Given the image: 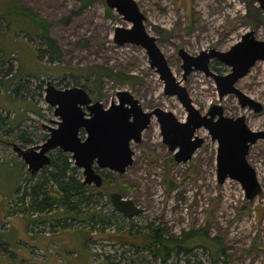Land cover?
<instances>
[{"label": "rangeland", "instance_id": "rangeland-1", "mask_svg": "<svg viewBox=\"0 0 264 264\" xmlns=\"http://www.w3.org/2000/svg\"><path fill=\"white\" fill-rule=\"evenodd\" d=\"M14 1L55 22L51 34L61 47L63 61L51 63L38 52L42 47L41 40L26 28L31 27L33 33L32 25L22 20L14 24V19L0 18V31L4 34L0 35V56L5 52L4 59L9 61L5 64L4 60L0 61V77L13 82L8 90L2 84L0 86V115L9 120L23 116L22 128L35 132L39 140L32 145H22L15 139V134H6L8 125L0 122V264H156L152 253L144 248L145 238L141 236L148 231L149 224L163 225L169 236H179L193 229L207 230L210 237H217L223 243L229 264H264V140L256 142L248 156L263 186L261 194L255 200H249L240 183L231 179L223 184L217 181L215 155L218 144L211 140L206 129L197 130V134L206 140L193 158L178 163L162 140L156 118L149 131L144 132L143 142L133 144L136 151L134 164L124 174L113 173L112 185L105 189L109 194L118 191L132 198L144 208L142 214L129 219L113 210L106 195L101 198L95 195V199H100L105 215H117L114 223L107 226L105 232H100L92 228L90 221L79 216L75 219L61 210L47 211L32 218L7 212L17 203V187L21 186L23 191L26 185H31V181L25 180L28 167L14 151L13 144L25 148L41 144L40 140L49 133L43 125H53L51 120L57 119L40 87L46 86L48 81L58 88L83 86L104 104L117 100L118 91L127 90L145 109L159 106L173 111L180 119L187 117L180 100L164 93V83L150 66L146 51L134 44L118 45L115 42L116 27H128L131 23L110 9L105 0H96L84 10L80 0ZM137 2L147 16L148 31L157 36L177 78H182L183 74L178 54L180 48L192 54L211 47L228 50L252 28L259 39H264V11L261 9L263 13L259 15L254 9L258 6L257 0ZM252 22L257 23L256 28ZM9 64H12V75L6 78ZM99 67L133 78L115 82L105 77L99 95L94 77L87 79L84 76L88 71L101 70ZM182 85L203 112L220 103L214 81L202 71L191 73ZM238 85L264 104V61H258ZM221 103L226 108V115L246 114L253 130L264 129V110L255 113L243 109L233 95H227ZM34 107L39 110L36 114L41 115L28 110ZM59 151L55 149L51 154L56 155ZM44 216L51 217V221L60 218L59 225L67 222L68 228L57 231L59 227L49 223H33V219H44ZM85 229L91 230L88 238L83 233ZM130 229L142 233L132 236ZM184 259L190 264H212L213 261L209 249L197 245L189 255H184Z\"/></svg>", "mask_w": 264, "mask_h": 264}, {"label": "water", "instance_id": "water-1", "mask_svg": "<svg viewBox=\"0 0 264 264\" xmlns=\"http://www.w3.org/2000/svg\"><path fill=\"white\" fill-rule=\"evenodd\" d=\"M106 5L116 11L130 26H118L114 31V40L118 45L134 44L145 49L150 66L159 74L164 83V93L176 96L187 111L186 120H180L172 111L160 107L146 111L131 92L120 90L117 100L106 108L102 101L92 103L90 94L80 86L56 87L48 81L44 100L54 109L53 125L44 124L49 131L47 139L28 148L13 144V149L27 165L28 172L38 174L51 164V151L60 149L71 155L74 165L82 170L86 185L101 187L103 176L96 170L108 169L118 174L126 172L133 164L135 151L132 143H140L143 132L156 117L160 124L163 142L174 154L178 163H186L202 147L205 139L196 134L204 127L208 130L217 147V178L223 183L227 178L241 183L249 200L256 199L262 192L258 173L248 160L251 147L264 139L263 130H253L248 125L246 114L226 115L225 107L214 104L208 113L194 105L188 89L182 80L175 76L168 57L158 44L157 36L151 34L145 22L147 16L141 10L137 0H105ZM264 11V0H257ZM179 55L185 80L194 71H202L211 76L216 84L220 100L233 95L243 109L262 113L264 104L237 87V83L249 74L258 61H264V39L257 37L255 29L242 34L240 40L228 50H203L193 55L181 48ZM217 58L231 68L227 74H217L210 69L209 62ZM88 105L89 116L83 110ZM86 130L82 138L80 130ZM115 210L127 218L142 214L145 210L132 198L118 191L109 194Z\"/></svg>", "mask_w": 264, "mask_h": 264}, {"label": "trees", "instance_id": "trees-1", "mask_svg": "<svg viewBox=\"0 0 264 264\" xmlns=\"http://www.w3.org/2000/svg\"><path fill=\"white\" fill-rule=\"evenodd\" d=\"M80 1L82 2V9L84 10L91 6L96 0ZM254 9L259 15L263 13L259 6ZM15 17L18 18L15 20ZM0 18L4 20L14 19L12 20L14 24L17 23V20H22L32 25L35 29L33 33L31 27L26 28L30 30L31 34L36 35L41 40L42 47L38 49V52L46 56L47 60L51 63L63 61L61 47L57 39L51 34L55 22L44 19L38 11L28 8L24 4H21V2L14 0H0ZM252 25L254 28L257 27V23L255 22H252ZM12 27L13 24L9 28ZM0 35L3 36L4 34L0 31ZM6 55L5 52H2L0 56V61L4 60V64L9 62L8 59H4ZM99 68L101 70L88 71L84 74L87 79L94 77L93 83L99 95L103 78L109 77L115 82L130 81L129 78H133L127 77L125 74L118 71L107 70L103 67ZM12 70V64H9V75L6 78L12 75ZM1 84L5 90H8L13 82L11 79H3L0 77V86ZM18 88H20L19 85ZM18 88L15 89L16 92ZM2 94L4 95V93ZM3 107L5 109L7 108L5 105H3ZM28 110L35 112V114L39 111L36 107ZM18 111L20 112V110ZM18 111L17 113H19ZM0 122L3 123L2 125H8V129L5 131L6 134H15V139L22 145H32L39 141L36 139L35 132L27 131L22 128L23 116L14 120H9L7 117H2L0 115ZM46 139L47 137H44L40 140V143H43ZM51 155V164L43 168L39 174L32 175L30 172H26L27 175L25 180L27 182L31 181V185H26L23 191L21 186L17 187L15 190L16 195H18L17 203L9 208L7 212L9 211L13 215H22L24 218H32L34 215L40 216L47 211L53 213L60 212L59 210H61V212L75 219L80 217L84 221H90L93 229L105 232L104 229L114 223L113 219L117 217V215L115 213L112 215H105L101 207V201L100 199H95V195L100 198L106 195L108 197V202H111L109 192L105 191V189L107 186H111L110 179L113 173H104V184L101 188H97L94 185L88 186L83 182L82 172L74 165V162L71 160V155L64 153L62 150L56 155ZM126 186L124 187L126 188ZM32 221L36 225L38 223H49L53 227H59L57 231L64 230L63 228H68L69 225L67 222L59 225L60 218L51 221V217L45 216L44 219L39 218L33 219ZM30 223L27 224L29 225ZM5 224L7 225L9 223L5 222ZM147 229L148 231L141 235L143 239L145 238L143 243L146 244V247L144 248L152 253L156 264H190L188 259H184V255H189L196 245L209 249L213 257L212 264H229V256L223 243L218 240L217 237H210L207 230L193 229L185 231L179 236H169L167 231L163 228V225L149 224ZM65 231L69 230L65 229ZM90 231V229H85L83 231L86 238H88ZM129 232L132 233V236L142 233L140 231L134 232L132 229H130Z\"/></svg>", "mask_w": 264, "mask_h": 264}, {"label": "flooded vegetation", "instance_id": "flooded-vegetation-1", "mask_svg": "<svg viewBox=\"0 0 264 264\" xmlns=\"http://www.w3.org/2000/svg\"><path fill=\"white\" fill-rule=\"evenodd\" d=\"M213 48H215V49H218V48H216V47H211V48H208V49H203V50H210V49H213ZM181 49V48H180ZM179 49V50H180ZM185 49V48H184ZM203 50H201V51H203ZM218 50H220V49H218ZM188 51V50H187ZM201 51H199V53L201 52ZM222 51H225V50H222ZM189 52V51H188ZM199 53H197V54H199ZM178 54H179V51H178ZM192 54V53H191ZM197 54H193V55H197ZM180 56V55H179ZM169 60V59H168ZM182 63H183V61H182ZM171 66V65H170ZM209 66H210V69L213 71V72H215V73H217V74H227V73H229L230 71H231V69H230V67L229 66H227L225 63H223V62H221L220 60H218L217 58H212L211 60H210V62H209ZM256 66V65H255ZM254 66V67H255ZM171 68H172V66H171ZM181 68H182V64H181ZM173 70V69H172ZM183 70V69H182ZM174 72V71H173ZM195 72V71H194ZM193 73V72H192ZM250 73V72H249ZM191 75V74H190ZM190 75H188L187 76V78L185 79V80H183V78H178V79H180V80H182V84H185V82L187 81V79L189 78V76ZM206 75V74H205ZM207 76V75H206ZM207 77H210L213 81H214V83H215V85H216V88H217V84H216V82H215V80L211 77V76H207ZM239 82L237 83V87H239ZM41 87V86H40ZM45 87L46 86H42V90L45 92ZM80 87H82V88H84L83 86H80ZM60 88H62V87H60ZM63 88H65V87H63ZM240 88V87H239ZM84 89H86V88H84ZM86 91L90 94V97H91V99H92V102H91V104L92 103H95V102H97V101H101V100H97V99H95L94 97H92L91 96V93L86 89ZM217 91H218V89H217ZM246 93V92H245ZM219 94V93H218ZM249 95V94H248ZM42 96H43V94H42ZM190 96H191V93H190ZM252 97V96H251ZM191 98H192V96H191ZM225 98V97H224ZM219 100H220V98H219ZM224 99H222V100H220V104H222L221 102L223 101ZM114 100L112 99L108 104H104V102L102 101V103L105 105V107L106 108H108V107H110L111 106V104H112V102H113ZM194 102V101H193ZM195 105V104H194ZM196 106V105H195ZM143 107V106H142ZM159 107V106H158ZM52 108V107H51ZM155 108H157V107H155ZM155 108H153V109H155ZM160 108H162V109H164V110H168V109H165V108H163V107H160ZM30 109V108H29ZM143 109L144 110H146V111H150V110H148V109H145L144 107H143ZM83 110L84 111H86L87 112V116H89V109H88V105H85V106H83ZM152 110V109H151ZM210 110V109H209ZM208 110V111H209ZM30 111V110H29ZM169 111H171V110H169ZM202 111V110H201ZM208 111H206V112H203L202 111V113H208ZM251 111V110H250ZM32 112V111H31ZM173 112V111H172ZM53 113H54V109H53ZM174 113V112H173ZM225 113H226V108H225ZM175 114V113H174ZM154 118H156V117H152V122H153V120H154ZM187 118V117H186ZM186 118L185 119H180V120H186ZM157 120V119H156ZM152 122L149 124V127L146 129V130H148L149 131V129H150V127H151V125H152ZM158 122V121H157ZM159 123V122H158ZM159 126H160V124H159ZM44 128H46V127H44ZM201 128H203V127H201ZM200 129V128H199ZM145 130V131H146ZM144 131V132H145ZM144 132H143V134H144ZM49 134V133H48ZM79 134H80V136L82 137V138H85L86 137V130L84 129V128H82L81 130H80V132H79ZM196 134H197V132H196ZM161 135H162V133H161ZM199 135V134H198ZM48 137V136H47ZM211 137V136H210ZM143 139H144V137L142 138V141L140 142V143H135V142H133L132 143V149H133V144H141L142 142H143ZM162 140H163V138H162ZM211 140H212V138H211ZM213 142H216V141H214V140H212ZM168 147V146H167ZM201 148V147H200ZM251 150V149H250ZM134 151H135V149H134ZM135 153H136V151H135ZM249 154H250V152H249ZM135 156V155H134ZM249 156V155H248ZM174 158V157H173ZM217 154L215 155V165L217 164ZM74 162V161H73ZM133 164H134V162H133ZM133 164H131V165H133ZM130 165V166H131ZM129 166V167H130ZM254 166V165H253ZM95 167H96V170L98 171V172H100L101 174H102V176H104V173H108V172H111V173H116V172H112V171H110V170H108V169H98L97 168V165H95ZM128 167V168H129ZM255 167V166H254ZM128 168H127V170H128ZM80 169V168H79ZM255 169H256V167H255ZM81 170V169H80ZM127 170H126V172H127ZM82 171V170H81ZM256 171H257V169H256ZM125 172V173H126ZM258 173V172H257ZM118 174V173H117ZM124 174V173H123ZM105 177V176H104ZM82 178H83V173H82ZM110 178H111V176H110ZM216 178H217V174H216ZM258 178H259V176H258ZM227 179H231V178H227ZM226 179V180H227ZM226 180L223 182V183H225L226 182ZM231 180H234V179H231ZM112 181H113V176H112V178L110 179V183H111V185H112ZM217 181H218V178H217ZM234 181H236V182H238V183H240L239 181H237V180H234ZM260 181V180H259ZM219 182V181H218ZM128 183V182H127ZM223 183H221V184H223ZM261 183V182H260ZM262 185V184H261ZM88 186H91V185H88ZM123 186H126V184H123ZM262 190H263V186H262ZM114 192V191H113ZM110 198V197H109ZM255 200V199H254ZM110 203H112V202H110ZM113 205V204H112ZM113 209H115V207L113 206Z\"/></svg>", "mask_w": 264, "mask_h": 264}, {"label": "bare ground", "instance_id": "bare-ground-1", "mask_svg": "<svg viewBox=\"0 0 264 264\" xmlns=\"http://www.w3.org/2000/svg\"><path fill=\"white\" fill-rule=\"evenodd\" d=\"M144 50H145V49H144ZM146 54H147V53H146ZM230 69H231V68H230ZM246 76H247V75H246ZM246 76H245V77H246ZM243 78H244V77H243ZM243 78H242V79H243ZM242 79H240V81H241ZM240 81H239V82H240ZM225 97H226V96H225ZM140 104H141V103H140ZM203 128H204V127H203ZM204 129H206V128H204ZM160 130H161V128H160ZM206 130H207V129H206ZM207 131H208V130H207ZM208 134H209V132H208ZM209 136H210V134H209ZM204 139H205V138H204ZM205 140H206V139H205ZM260 140H264V139H260ZM260 140H258V141H260ZM195 153H196V152H195ZM193 156H194V155H193ZM19 158H20V157H19ZM20 159H21V158H20ZM24 164H25V163H24ZM25 165H26V164H25ZM26 166H27V165H26ZM44 168H45V167H44ZM42 170H43V169H42ZM40 172H41V171H40ZM103 179H104V178H103ZM103 184H104V180H103ZM103 184H102V186H103ZM240 184H241V183H240ZM94 186H95V185H94ZM102 186H101V187H102ZM241 186H242V185H241ZM95 187H97V186H95ZM101 187H97V188H101ZM242 188H243V187H242ZM244 191H245V190H244Z\"/></svg>", "mask_w": 264, "mask_h": 264}]
</instances>
